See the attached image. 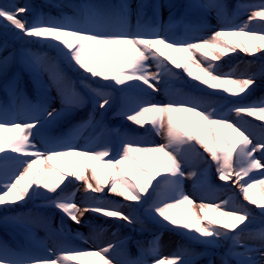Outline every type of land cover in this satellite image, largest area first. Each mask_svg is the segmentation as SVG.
<instances>
[{
	"label": "snow or ice",
	"instance_id": "obj_1",
	"mask_svg": "<svg viewBox=\"0 0 264 264\" xmlns=\"http://www.w3.org/2000/svg\"><path fill=\"white\" fill-rule=\"evenodd\" d=\"M147 7L144 3L137 5L134 28L130 23L131 6L123 2L104 6L81 4L75 6L74 15L47 18L37 15L31 22L21 18V14L28 11L26 6H0V21L6 22L4 27L18 30L21 38H34L35 42L55 48L58 55L80 73L81 86L89 90L94 107L100 110H106L113 103L110 93L104 91L105 87L135 92L141 97L159 92L156 85L161 82V77L175 75L169 65L196 81L194 87L208 96L228 94L243 100L248 95L255 84L254 74L235 78L231 72H219L217 62L237 48L250 55L264 50V25L259 29L250 27L264 21V2L241 5L245 11L253 9L241 24L235 23L234 17L223 11L224 6L214 0L188 4V9L217 11L220 27L207 37L187 32L183 37L169 35L171 24L163 25L158 14V9L164 5H151L152 15L146 20L143 10ZM230 36H247L257 43L248 47L243 40L234 43L226 39ZM40 61V57L28 52L26 63L29 68L39 66ZM149 61L155 63L156 72L149 70ZM90 81L107 83L94 88ZM56 82L65 109H77L86 103L74 84L60 88V81ZM7 87L12 103L0 107V206L11 207L35 195H45L52 206L76 224H80L88 212L133 224L138 222L137 218L111 202L92 197L91 203L80 207L70 196L59 194L52 198L47 194H56L69 177L83 181L86 193L88 190L102 193L107 186L108 193L140 206L155 192V198L145 211L157 223L183 230L190 239L208 247L217 246L221 240L229 241L222 264H264V230L258 233V247H250L244 239L251 216L246 207L240 205L225 211L227 201L219 205L201 202L197 213L194 210L196 202L181 189L185 177L183 167L187 162L183 157L184 150L195 151V145H199L215 164L219 180L229 181L235 177L233 183L237 184L243 199L259 207L264 214V137L253 143L251 133L229 116L234 113L242 120V113L249 116L259 113L258 118L264 120V100L233 103L227 111H221L208 108L195 96L170 94L167 102L140 98L131 108L122 106L120 116L141 127L150 125L157 135H163L164 143L152 145L124 136L114 148L109 142L99 149H84L73 143L79 128L61 138H43L42 130L61 115L60 111H49L42 103L24 101L18 105L16 101L20 96L16 85L10 82ZM208 89L213 91L208 92ZM185 113L192 114L190 126L184 123ZM88 123H92L91 115ZM95 123L101 125L102 121ZM221 126L229 129L230 134L222 131ZM92 160L110 167L109 175H99L90 163ZM146 163L151 164L152 170L144 166ZM125 167L136 173L134 181L125 175ZM89 170L94 184L85 174ZM253 172H259L261 178L250 175ZM188 176L194 178L198 173L189 172ZM257 185L262 187L259 196L254 191ZM3 222L6 226L10 224L26 230L33 223L24 216H7ZM115 247L111 243L97 250L64 246L55 250L49 248L46 256H31L27 250L16 252L3 246L0 247V264H85L82 257L94 258L93 264H113L109 255ZM155 253L153 241L147 249L141 250V258L116 261L115 264H146L143 257ZM152 264H191V261L176 254L153 259Z\"/></svg>",
	"mask_w": 264,
	"mask_h": 264
},
{
	"label": "rangeland",
	"instance_id": "obj_2",
	"mask_svg": "<svg viewBox=\"0 0 264 264\" xmlns=\"http://www.w3.org/2000/svg\"><path fill=\"white\" fill-rule=\"evenodd\" d=\"M18 5H20V0H15ZM125 3L129 4L131 6V19L130 23L132 27H135L136 23V11H137V5L140 3H144L148 5L147 8H145L143 11L148 9L150 11V8L152 9L151 5L153 4H161L164 5V7L159 8L160 10V20L163 25H169L171 24V27L169 28V35H172V30L177 29V32L174 33L177 37H182L184 33L185 27L187 28V31L191 35L195 36H210L211 31L216 30L219 28L217 25L215 17L217 16V11L215 9L204 11L200 9H188L186 6L190 3H206L207 0H158L156 3V0H123ZM242 2V5H259L263 0H239ZM216 3V1L214 0ZM34 4L36 6L35 9H31L29 12L32 13V20L35 18L38 14L37 8H43L46 6H51L53 3L50 0H34ZM2 6L7 7L6 4L1 3ZM241 6V5H240ZM36 10V11H35ZM184 10L183 13H177L176 11ZM252 8L247 9V11L236 7V15L234 22L237 23L241 21V23L245 20H247L248 14L252 11ZM177 13V14H176ZM190 15L195 17L198 15L203 16L207 22H204V25H200V23L196 22L192 17V21L190 22H182V20L179 18L181 15H184V17H187V15ZM214 14L216 16H214ZM179 21L177 24H175L176 21ZM134 22V23H133ZM182 22V24L180 23ZM239 23V24H241ZM264 25V21H261V23L251 24L250 27L252 29H257L258 27H262ZM259 29V28H258ZM18 34V31L15 29H12L10 27H4L0 23V36L6 37L7 41H9L10 44L6 45V48L0 51L1 54L12 52V59L13 62L20 64V67H24L29 74L32 75V83L29 82L30 77L26 76V79H18L16 84V90L17 93L20 96V99L16 101V103L19 105L20 103L27 101V96L23 94L25 91L27 92L28 96L31 94L34 96L33 93L34 87L37 88L41 96L38 97L39 101L38 103H42L47 106L48 110L51 111L53 109H56L60 111L61 115L55 119L53 122H50L48 125L45 126V128L42 130V136L43 138H53L56 136V138H61L64 136H67L70 134L74 129L79 128V132L76 135V138L73 140L74 144H77L81 148H102L106 145V143L111 144V146L114 148L116 144L119 142V140L124 137L128 136L133 139H138L141 141H145L148 144H162L165 142L163 135H157L154 131L151 130L150 125L147 127H141L138 125H135L133 122L127 121L122 116H120V109L122 106H127L129 108L133 107L138 99L140 98H147L151 99L154 102H167L168 95H184V96H196L195 93H190L187 91V89H183L184 87H181L177 85L176 79L181 78L180 80L184 81V83L189 86H194L197 84L196 81L191 80L186 76V74L183 73L182 70L175 69L172 65H169L170 68L173 69L175 72V75L173 76H162L161 82L158 83L156 86L160 89L159 92H151V89L148 91L151 92V95L149 97H141L140 94L131 92L126 93L120 91L118 88H112V87H105L104 90L108 89V93H110L113 103L108 106L106 110H100L98 107H94L91 95L89 93L88 89H85L82 87V89L79 88L81 86L80 84V73L75 71L72 67L69 66L68 61L63 58L62 56L58 55L55 48L48 44H44L42 42H35L33 39H27L25 38V41L22 44H19V42L15 41V36ZM226 39L232 40L234 43L239 42L243 40L245 44L248 47H251L254 43H257V41H254L252 38L247 36H230ZM6 41V42H7ZM22 48H25V53L21 54L18 53ZM39 51L40 53H49L53 56V58L57 61V63L60 65L61 68L64 70L58 71L54 64L52 62L45 63L42 60L40 61L39 66L35 68H29L26 61L28 59V52H31L33 55L39 57ZM27 54V56L25 55ZM197 59H200L199 53L195 54ZM263 57L262 51H259L254 54H247L242 51H240L239 48L236 49L235 52L229 53L223 57H221V60L217 62V68L230 71L232 70V74L235 78H241L245 76L247 73L252 74V72H256V67L259 65L256 61V57ZM177 59L179 60V55L177 56ZM49 61V59H48ZM249 65H246L247 63H250ZM51 63V64H50ZM149 70L151 72H156V65L152 61H149ZM15 70L18 68L15 66ZM69 69L71 71H69ZM241 73H237L240 72ZM244 72V73H242ZM263 83H264V77ZM8 80V78H1L0 79V97L1 102H12V96L8 95L6 93L7 88L4 87L5 82ZM25 80H27V84L25 83ZM57 80L60 81L59 87L63 88L64 85L68 84H74L75 88L78 92H80L86 99V103L83 104L81 107L77 109L67 110L64 108V106L61 103V96L58 91V84ZM92 84V87H102L105 83L103 81L99 82H89ZM263 86V85H261ZM264 87V86H263ZM263 87H259L256 89L257 93H261L260 91H264ZM4 88V89H3ZM177 88V89H176ZM182 90V91H179ZM198 94V92H196ZM263 93V92H262ZM260 95V94H259ZM262 98V97H261ZM228 97H224L222 95L219 96H208L206 99H200L202 103H204L208 108L216 109L218 105V102H222L227 100ZM264 100V99H262ZM261 101V100H260ZM259 102V101H256ZM1 106V105H0ZM228 104L224 105L223 107H220L218 110L221 111H227ZM92 117V123H88L89 117ZM186 120L184 123L187 125H191L192 123V114L191 113H185ZM241 115L246 116L247 114L242 113ZM230 119L233 120V122L239 124L242 128L247 129L248 132L251 133L250 139H252L253 143H255V140H259L262 138V134L255 129V127L252 129L253 126L248 125L247 123H242L241 119L236 118L234 113L229 114ZM257 116L259 117V113H257ZM145 119H147V114L145 116ZM95 121H102L101 125H97ZM260 124L264 126V120L259 119ZM177 122L179 123V118L177 117ZM83 125V127H80ZM221 130L229 133L230 130L223 128L221 126ZM40 138H37V143L39 145ZM42 147V145H40ZM189 150V151H188ZM195 152L200 153L207 162H209V177L212 180H215L220 183V180L218 178V174L216 172V166L213 162H211L210 157L206 152H204L203 148H201L199 145H195V151L192 152L195 154ZM191 150L185 148L183 157L187 161L184 164L183 170L185 172V177L182 181L181 189L190 195V197L196 202V206L194 207V210L199 213V207L198 205L203 202L205 204H208L206 197H203L201 195H197V191H199L198 187L195 185L193 181V177H189V172H197L199 173L202 162L200 159L193 155L192 156ZM2 155V154H0ZM15 155V154H13ZM191 158H190V157ZM90 163L96 168L97 173L99 175L107 177L109 173L111 172V168L103 164L101 161L92 160ZM148 166H150L149 170H152V166L149 163H146ZM47 171V166H45ZM158 170V169H156ZM125 175L131 179L135 180L136 173L132 171L131 169L125 167L124 168ZM90 182L93 184L94 181L91 180V172L90 170L85 173ZM250 175H253L256 179H260L261 175L259 172H253L250 173ZM235 177H232L227 182L229 185H231L238 193L241 195L239 188L237 187L236 183H233V180ZM245 179H247L245 177ZM71 181V182H68ZM68 181H66L63 185H61V189L57 190L56 194L48 193L47 197L54 198L55 195L63 194L65 196H70L72 198V201L77 203L80 207H84L86 203H91V198L94 197L92 194L98 195L100 200L101 199H112L116 202H128L123 197L117 196L115 194H111L107 192V186H105V190L102 193H94L91 192V190H88L87 193L85 191V186L83 181H76L74 178L69 177ZM260 190H262V187L259 185ZM43 191V190H42ZM155 192H153L152 196L155 198ZM222 197V196H221ZM147 198V202L140 208V211H143L145 215H148L146 213V209L151 204V200L153 199ZM243 199V196L241 197ZM244 200V199H243ZM247 202V201H246ZM249 203V202H248ZM250 204V203H249ZM253 205V204H250ZM12 210H16L18 216H24L29 218L33 223L30 224L31 229H23L20 227H13L12 225H5L3 222V218L7 216H14L11 214ZM101 214L88 212L85 213L84 217L81 220L80 224H76L72 222L70 219H68L66 216H64L60 210L56 209L54 206H52L45 195H35L31 199L27 200L26 202H21L19 205H14L11 207H5L0 206V223L2 224L0 226V232L2 233L3 237L2 240H5V237H11L13 235L18 236L20 238L22 244L28 245L29 247H24L23 250H27L29 255L31 256H46L48 255V249L52 248L55 250L59 247H74L81 250H97L101 247L106 246L107 244L111 243L112 236L110 234V229H105V231L102 232L101 229H97V227L92 226L95 223H102V222H110L108 219H103L100 217ZM85 222H90L91 225H86ZM58 229H64L66 231V236L70 240H67L65 237L61 236ZM79 231H82L80 233ZM77 237H82L81 240L76 239ZM10 241V240H8ZM12 243V241H11ZM37 244V246L32 245ZM13 244V243H12ZM226 244H230L229 241H220V247L226 248ZM175 245L174 243L170 242L168 244L169 248H173ZM0 247L2 246V243H0ZM11 248H15L14 245H12ZM10 249V248H9ZM12 250V249H11ZM21 250V251H23ZM13 251V250H12ZM17 252V251H16ZM19 252V251H18ZM52 258H55L54 256ZM109 258L113 260V264H115L116 261H120V259L117 258V253L112 250ZM82 260L85 261V264H93V259L91 257H82Z\"/></svg>",
	"mask_w": 264,
	"mask_h": 264
},
{
	"label": "trees",
	"instance_id": "obj_3",
	"mask_svg": "<svg viewBox=\"0 0 264 264\" xmlns=\"http://www.w3.org/2000/svg\"><path fill=\"white\" fill-rule=\"evenodd\" d=\"M56 2L58 7L56 9H64L65 7H72V5L76 6V0H53ZM97 5H107L109 1L112 0H92ZM1 3L6 4L7 6L10 5H17V6H26L28 11L24 14H21V18L27 19L30 22L31 13L29 12V9L34 7V0H20V5L15 0H0V6ZM224 3V2H223ZM55 8V7H54ZM42 11V15L47 18L52 12V8L45 7L40 8ZM39 9V10H40ZM227 9V8H225ZM65 10V9H64ZM2 25L6 24V22L0 21ZM203 22L200 21V24L202 25ZM261 23V22H258ZM256 24V23H254ZM12 28V27H10ZM261 28V27H258ZM14 29V28H12ZM18 31V30H16ZM15 41L19 42V44H22L25 41V38H21L20 35H16ZM10 44L9 41H5L3 37H0V51L6 48V45ZM25 52V48H22L19 53ZM263 53V57H256V61L258 62V66L256 67L255 73L252 72V74L247 73V75H253L255 76V84L251 86V91H255L261 84L263 83V77H264V50H261ZM47 53H40L39 51V57L41 60L45 63H48L49 58H51ZM12 52L1 54L0 53V79L7 78L8 85L10 82L14 83L18 78L25 79L24 74L22 76V73L19 71H15L16 63L13 62ZM247 63L246 65L251 64ZM252 65V64H251ZM17 70V69H16ZM218 70V68H217ZM221 72L220 70H218ZM231 72V71H230ZM223 73V72H221ZM228 73V72H224ZM232 73V72H231ZM237 73H241L237 72ZM244 73V72H242ZM177 85H180L181 87H184L186 89H189L192 91V93H195L197 97L200 99H206L208 98V95H206L204 92L200 91L196 87L189 86L184 83V81L180 80V78H177ZM98 82V81H96ZM16 85V84H15ZM186 85V86H184ZM203 88L204 86H200ZM106 91V90H104ZM208 92H212L213 90L208 89ZM198 92V94L196 93ZM249 92V93H250ZM248 93V94H249ZM8 94H10V91H8ZM255 92L253 93V95ZM228 95V94H221ZM247 97V96H246ZM246 97L242 101H238L236 103H248L252 102L250 100H246ZM32 99V98H30ZM254 99H259V96L255 97ZM253 99V100H254ZM33 101V99H32ZM229 100H225L222 102H218L219 105H224L228 103ZM241 121L242 123H255V128L262 133V137H264V130L257 125L259 123V118L257 114L255 115H247L244 117ZM257 142V140H255ZM188 149V148H187ZM191 150V149H190ZM189 151V150H188ZM194 152L191 150V153ZM197 152H195L196 154ZM192 153V156L195 155ZM197 156L200 161L202 162V166L200 168V171L198 173L197 177L193 178V181L195 185L198 187L199 191H197V195H201L203 197H206L208 204H221L223 201H227L228 204L224 206L223 210L225 211H231L234 208L243 205L246 207L250 213V219L247 222L248 228L244 233V239L245 242L250 247H258L260 240L258 237V233L261 230H264V214H261V209L257 207L256 205H250L248 202L243 200L242 194L240 195L231 185H229L225 181H221L220 183L213 181L208 173H209V162L206 161V159L202 155H195ZM190 157V156H189ZM194 157V156H193ZM191 158V157H190ZM146 168L150 167L147 164L144 165ZM136 179V176H135ZM151 191V189H150ZM256 195L259 196L261 193L259 185H257L256 189L254 190ZM222 196V197H221ZM153 198V197H152ZM154 199V198H153ZM152 199V200H153ZM103 202H111L115 204L118 207H121L122 211L126 214L131 213L133 216H135L138 220V222L129 224L128 222L120 219V218H112V217H105L103 215H100L103 219H108L110 222H102V223H95L92 226L97 227V229H101L102 232L105 231V229H110V234L112 236L111 244L116 245L114 248V251L117 253V258H124V257H130L131 259L141 258V250L147 249L150 244L155 241V247H156V253L155 254H149L143 257V259L146 260V264H152L153 259H159L162 257H172L173 255L179 254L185 259L186 261H191V264H222L223 254L225 252V248L220 247V242L217 246L208 247L205 246L202 243H199L193 239H190L188 234L184 232L183 230H174L171 226H164L160 223H157L155 220H153L149 215H145L143 211H140V208L142 206L138 205L136 202L130 201L131 203H122V202H115L113 200L104 199L101 200ZM144 205V204H143ZM18 212L16 210H12L11 214L14 216L17 215ZM85 224L91 225L90 222H85ZM0 225H2L0 223ZM61 236L65 237L67 240H70L65 236V234L60 230ZM2 237V233L0 232V239ZM172 242L174 243L173 248H169L168 244ZM4 246L11 247L8 243L1 242ZM17 250L15 251H21L23 250L22 245L17 242ZM229 245L226 244V248ZM225 247V246H224Z\"/></svg>",
	"mask_w": 264,
	"mask_h": 264
}]
</instances>
